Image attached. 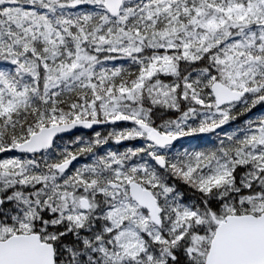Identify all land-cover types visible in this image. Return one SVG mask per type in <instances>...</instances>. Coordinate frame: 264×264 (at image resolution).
I'll return each mask as SVG.
<instances>
[{
  "label": "snow or ice",
  "instance_id": "obj_1",
  "mask_svg": "<svg viewBox=\"0 0 264 264\" xmlns=\"http://www.w3.org/2000/svg\"><path fill=\"white\" fill-rule=\"evenodd\" d=\"M0 264H264V0H0Z\"/></svg>",
  "mask_w": 264,
  "mask_h": 264
}]
</instances>
